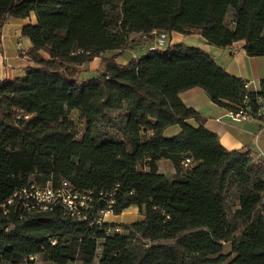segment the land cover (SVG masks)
<instances>
[{
    "label": "trees",
    "instance_id": "1",
    "mask_svg": "<svg viewBox=\"0 0 264 264\" xmlns=\"http://www.w3.org/2000/svg\"><path fill=\"white\" fill-rule=\"evenodd\" d=\"M97 6L104 32L73 36ZM29 14L35 22L21 36L31 65L23 77L0 79V264L36 255L46 264H264V161L226 150L179 98L199 87L217 106L244 108L264 125V79L251 92L181 43L115 62L130 35L154 32L198 33L217 48L243 41L247 56H264V0H0V29ZM107 52L103 70L79 80L80 67ZM171 127L178 132L165 134ZM161 160L172 178L159 171ZM63 182L91 195L81 217L60 205L26 209L14 196ZM130 207L140 219L97 221Z\"/></svg>",
    "mask_w": 264,
    "mask_h": 264
},
{
    "label": "crops",
    "instance_id": "2",
    "mask_svg": "<svg viewBox=\"0 0 264 264\" xmlns=\"http://www.w3.org/2000/svg\"><path fill=\"white\" fill-rule=\"evenodd\" d=\"M29 15L25 19L8 18L2 29H0V42L3 48V57L0 58V79L6 78L9 81L13 78L23 77L25 69L31 65L29 58L25 55L26 51L30 49L31 44L28 39L21 36V28L29 22H35L34 14ZM154 33L158 34L161 32ZM130 36L138 37L141 35L132 34ZM179 43L185 44L187 47L191 46L202 49L228 74L243 81L245 80L249 91L258 92L259 83L264 79V56H247L243 48V41L235 42L227 48H217L208 45L198 33L183 35L172 32L167 34L165 47ZM147 46L146 44L143 51L138 55H133V53L129 55L128 50L130 48L128 47L115 58V62L118 65H123L131 58L141 56L147 49L152 48L151 45ZM19 49L24 53H20ZM179 98L185 106L193 108L205 119V128L217 135L221 146L226 150L250 151L254 159H262L264 161V125L260 121L252 118L241 121L232 120L229 117L230 111L211 102L206 92L199 87L181 91ZM189 123L196 126L193 120H190ZM177 132L178 127H171L166 130L165 134L174 135ZM163 161L158 162L159 171L160 164ZM167 164L169 165V163ZM173 173L174 170L171 174L173 175ZM118 216L114 215L113 217ZM111 221H107V223Z\"/></svg>",
    "mask_w": 264,
    "mask_h": 264
},
{
    "label": "rangeland",
    "instance_id": "3",
    "mask_svg": "<svg viewBox=\"0 0 264 264\" xmlns=\"http://www.w3.org/2000/svg\"><path fill=\"white\" fill-rule=\"evenodd\" d=\"M104 18L103 9L102 7H91L89 8L83 17L79 20H77V28L73 32V36H84L89 34H102L104 32V28L102 26V20ZM155 34V33H154ZM154 34L150 35L151 37L144 38L142 35L138 37L129 36V55L133 53V55H138L143 51V48H145V45L147 44L149 47L152 46L154 41ZM167 35V33H165ZM158 35V34H156ZM167 39V36L166 38ZM148 42V43H145ZM155 43V41H154ZM127 53V54H128ZM113 55L112 52L105 53L102 57H97L96 59L90 61L87 64H84L81 68V73L79 75V80H86L90 78L91 76L97 75V73L101 72L103 70V59H107ZM69 118L77 123L78 132L81 133L83 131V126L78 123V116L76 112H71L69 114ZM80 135V134H79ZM78 135V137H79ZM167 160H164L160 164V171L164 173V176H167L168 178H172L171 172L173 171L172 166H169L167 164ZM188 168L184 167L183 170H187ZM235 207L231 204L230 209L233 210ZM114 215L112 213L101 215V220H103L105 223L107 221H111L112 223H116L118 225L120 224H127L131 223L133 221H136L140 219V215L135 207H130L129 209L122 212L118 217H113ZM115 221V222H114ZM110 222V223H111ZM118 227V226H117ZM119 228V227H118ZM119 231L121 229L119 228ZM230 251V247L228 244L224 245L223 253H228ZM233 256H231L232 258ZM30 264H46L42 257L40 255L33 256V259L30 260Z\"/></svg>",
    "mask_w": 264,
    "mask_h": 264
},
{
    "label": "built area",
    "instance_id": "4",
    "mask_svg": "<svg viewBox=\"0 0 264 264\" xmlns=\"http://www.w3.org/2000/svg\"><path fill=\"white\" fill-rule=\"evenodd\" d=\"M154 34V41L152 48H163L165 47V42L167 39L166 34L161 32ZM19 51H22L19 49ZM3 57V48L0 42V58ZM261 114H264V108H262ZM249 114L246 109L238 108L235 112H229V117L234 121H241L250 119ZM189 160H185L184 166H187ZM17 198L19 196H26L27 208L29 209L31 205L44 206V210L51 209L54 205H60L63 209L65 215L71 217H81L82 209L86 208L88 202L91 201V195L89 193H74L66 182H63L61 186L57 189H52L49 186L37 187L35 185H29L22 189L16 190ZM8 205L15 203V200H7ZM111 213L110 210L101 212V215H106ZM102 218L97 219L98 223H101ZM33 259V256L29 257V261Z\"/></svg>",
    "mask_w": 264,
    "mask_h": 264
},
{
    "label": "bare ground",
    "instance_id": "5",
    "mask_svg": "<svg viewBox=\"0 0 264 264\" xmlns=\"http://www.w3.org/2000/svg\"><path fill=\"white\" fill-rule=\"evenodd\" d=\"M17 195V193H15V195L14 196H16ZM23 197V202H24V205H25V207H27V201H26V196H22ZM33 207V205H31V207L30 208H32ZM43 209H44V206H43Z\"/></svg>",
    "mask_w": 264,
    "mask_h": 264
}]
</instances>
